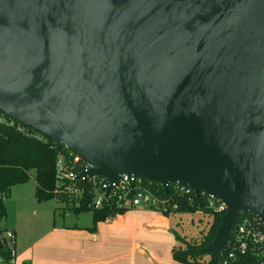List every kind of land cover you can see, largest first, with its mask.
<instances>
[{
  "label": "water",
  "instance_id": "95a60500",
  "mask_svg": "<svg viewBox=\"0 0 264 264\" xmlns=\"http://www.w3.org/2000/svg\"><path fill=\"white\" fill-rule=\"evenodd\" d=\"M0 111L77 176L220 202L202 251L222 258L242 212L264 231V0H0Z\"/></svg>",
  "mask_w": 264,
  "mask_h": 264
},
{
  "label": "trees",
  "instance_id": "16d2710c",
  "mask_svg": "<svg viewBox=\"0 0 264 264\" xmlns=\"http://www.w3.org/2000/svg\"><path fill=\"white\" fill-rule=\"evenodd\" d=\"M0 115L5 118L9 116L0 111ZM28 132L43 136V140L37 139L33 135L24 133L11 126L0 123V221L6 217L4 199L10 194V188L17 183L26 182L32 177L35 182V198L38 202L57 197L66 203L68 209L75 213L81 211H91L92 230L95 225L115 214L122 212L114 204H105L100 208H89L83 201L79 206L69 205L68 198L56 195L53 191L55 184V162L57 153L55 143L47 136L42 135L31 127H25ZM73 170H77L74 168ZM145 183H150V187L157 196L164 200V204H159L155 209L163 214H192L201 212L210 216V222L199 230L196 237L188 240L178 232H174L176 244L172 250V258L182 264H264L257 248L252 244H247L243 250L237 247L232 248L231 241L234 224L229 232V241L223 257L202 251L201 248L214 238L216 229L220 224L221 217L224 214L223 209H218L217 205L208 204V197L199 193L194 195L192 192L181 193V185L169 184L167 192H164L160 185L155 181L144 179ZM173 205L175 207H173ZM246 214V213H242ZM0 226V234L4 232ZM0 258L2 264H10L13 259V245L9 244L7 239L1 237ZM3 240V242H2ZM232 250V257H228ZM21 264H27L22 262Z\"/></svg>",
  "mask_w": 264,
  "mask_h": 264
},
{
  "label": "crops",
  "instance_id": "0c3cea01",
  "mask_svg": "<svg viewBox=\"0 0 264 264\" xmlns=\"http://www.w3.org/2000/svg\"><path fill=\"white\" fill-rule=\"evenodd\" d=\"M180 220V215L140 207L100 221L92 230L53 225L35 233L19 254L13 253V264H182L172 258L173 224ZM9 231L17 237L16 229Z\"/></svg>",
  "mask_w": 264,
  "mask_h": 264
},
{
  "label": "built area",
  "instance_id": "2783aa9c",
  "mask_svg": "<svg viewBox=\"0 0 264 264\" xmlns=\"http://www.w3.org/2000/svg\"><path fill=\"white\" fill-rule=\"evenodd\" d=\"M0 123L11 126L15 125L19 131L43 140V136L28 132L25 129L27 126L19 124L10 117L5 118L0 115ZM74 168H77V170H73ZM90 168L91 166L81 160L72 150L65 147L59 151L55 162L54 193L63 198H68L69 205L79 206L80 202L83 201L87 207L93 209L100 208L105 204H114L122 210L140 207L156 208L159 204H164V200L152 191L150 183H145L144 179L136 176L122 174L110 186L101 177L89 176L87 174L77 176L78 172H87ZM170 184L178 185L175 183ZM107 190L108 192L106 193ZM190 192L193 193L191 188L187 186L181 187V193L188 194ZM199 193L205 194L202 191ZM207 197L209 205H217L218 209L224 210L220 202L215 201L208 195ZM173 207L175 206L173 205ZM242 213L235 224L236 227L231 241L232 248L237 247L243 250L247 244H252L257 248L260 257L264 260V231L262 224L255 215L248 212ZM6 239H14L12 231H6ZM232 254V250H230L228 257H232ZM0 264H2V259H0ZM10 264H13V259Z\"/></svg>",
  "mask_w": 264,
  "mask_h": 264
},
{
  "label": "rangeland",
  "instance_id": "374dc122",
  "mask_svg": "<svg viewBox=\"0 0 264 264\" xmlns=\"http://www.w3.org/2000/svg\"><path fill=\"white\" fill-rule=\"evenodd\" d=\"M4 205L6 217L0 221V226L5 231L0 234V238L6 239V231L16 229L17 237L13 240L7 239L8 243L13 245L15 255L21 252L35 233L46 231L53 225L92 226L91 211L75 213L57 197L38 202L35 198V182L32 177L26 182L14 184L10 188L9 196L4 199ZM180 216L179 224H173V229L188 240L196 237L199 230L210 222V216L201 212ZM174 221L176 222L177 219Z\"/></svg>",
  "mask_w": 264,
  "mask_h": 264
}]
</instances>
